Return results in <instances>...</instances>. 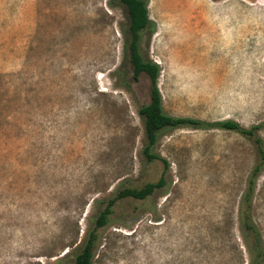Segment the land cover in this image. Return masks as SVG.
<instances>
[{
	"label": "rangeland",
	"instance_id": "rangeland-1",
	"mask_svg": "<svg viewBox=\"0 0 264 264\" xmlns=\"http://www.w3.org/2000/svg\"><path fill=\"white\" fill-rule=\"evenodd\" d=\"M147 2L140 49L161 69L164 112L261 125L264 143V0ZM127 22L113 0H0V264H73L105 200L162 176L115 205L93 264H246L237 218L257 148L177 128L154 148L166 173L148 163L149 81L132 80ZM252 217L264 244V169Z\"/></svg>",
	"mask_w": 264,
	"mask_h": 264
},
{
	"label": "trees",
	"instance_id": "trees-1",
	"mask_svg": "<svg viewBox=\"0 0 264 264\" xmlns=\"http://www.w3.org/2000/svg\"><path fill=\"white\" fill-rule=\"evenodd\" d=\"M126 9V55L131 68V77L137 82L141 75L149 81L148 103L140 107L138 114L142 120L144 133L143 156L148 163L159 161L163 165V175L168 170V162L154 153V148L160 135L177 128H191L202 130L233 131L253 141L258 152V161L253 166L246 181L238 209L239 232L244 240L247 254L246 264H264V244L252 217L253 198L258 177L264 169V143L258 135L261 125L244 128L232 120L206 122L192 118L173 117L163 110L162 95L158 87L161 69L155 62L144 59L141 54V35L145 31L153 32L154 23L149 19L147 0H113ZM165 186L163 176L156 183H147L140 188L119 189L115 195L104 201V207L95 220L93 230L87 231L82 247L75 255L73 264H93L97 248L96 231L105 227L113 214L115 205L124 199L144 201L157 190Z\"/></svg>",
	"mask_w": 264,
	"mask_h": 264
},
{
	"label": "bare ground",
	"instance_id": "bare-ground-1",
	"mask_svg": "<svg viewBox=\"0 0 264 264\" xmlns=\"http://www.w3.org/2000/svg\"><path fill=\"white\" fill-rule=\"evenodd\" d=\"M185 17V16H184ZM180 19V18H179Z\"/></svg>",
	"mask_w": 264,
	"mask_h": 264
}]
</instances>
